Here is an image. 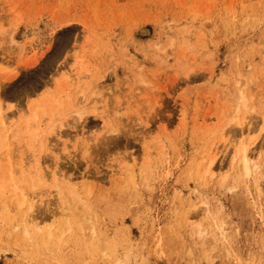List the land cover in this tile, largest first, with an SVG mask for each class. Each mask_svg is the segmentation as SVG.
<instances>
[{
  "label": "rangeland",
  "instance_id": "rangeland-1",
  "mask_svg": "<svg viewBox=\"0 0 264 264\" xmlns=\"http://www.w3.org/2000/svg\"><path fill=\"white\" fill-rule=\"evenodd\" d=\"M242 90L249 174L224 126ZM0 106L29 202L0 197V264H264V0H0ZM25 210L65 233L25 238Z\"/></svg>",
  "mask_w": 264,
  "mask_h": 264
},
{
  "label": "bare ground",
  "instance_id": "bare-ground-1",
  "mask_svg": "<svg viewBox=\"0 0 264 264\" xmlns=\"http://www.w3.org/2000/svg\"><path fill=\"white\" fill-rule=\"evenodd\" d=\"M81 67H82L81 69H83V68L87 69L83 65ZM244 92L245 91L242 90L241 93H238V94H236L234 96L233 104L231 106V111H232V116L231 117L232 118L230 117V120L227 123L225 122L224 126L226 124H227L226 127L229 125V128H230L229 130L231 131L232 127H230V123L231 124H233V123L241 124L239 129H240V136H241L242 140H241V142H239V145L237 146V151H239L238 154H237V157H238V159H239V161L241 163V167L243 169V172H245L246 174H249V173H251V170L256 166V164H254V162L252 163L251 156H250V154L248 152V149L251 146L253 137H252V135L248 136V134L250 133V130H251V126L249 125V122H247V114H245V112H248L249 101H248V99L246 97V94ZM45 106H46V104H45ZM50 106H51L50 108H53V106L51 104H50ZM42 107H44V106H42ZM57 108L60 109L59 107H57ZM60 112H61V110H60ZM34 114H36V116H37L36 112L35 113L33 112L32 115H34ZM240 114H241V116H240ZM0 117H1L0 123H2V124H4L6 122V120L9 118V115L7 113H3L2 112L1 106H0ZM34 118L35 117H33V119ZM34 121H36V120L34 119ZM60 124L64 125L63 122H61ZM51 125L52 126H50V131L53 130L54 128H56L55 127L56 123H52ZM224 129L222 130L223 131L222 134L225 131ZM210 149L212 150V148H210ZM7 152H8V150H7ZM8 155L9 154H7L6 156H8ZM207 158H208V152H205V153H203L202 159L199 162V163H201V162L203 163L206 160V163L208 165L205 166L206 167L205 172L206 171L209 172V171H211V169H213L212 166H213V163L215 161V157H212L211 159H209V162H207ZM199 163L197 164V166L199 165ZM200 168L196 167V169H198L196 171L199 172ZM16 173H17L16 168L10 167L8 169V173L7 174H4V175L0 176V197L7 191L8 187H10V186L13 187L15 189V193L13 195V199H14V201H16V203L18 205L19 211H21V209L24 208L26 205H28L29 202H28L27 196L24 193V187L23 186H21V192H18V189H19L18 187H20V186H18L19 182L15 181ZM53 175L55 177L56 182L59 183L57 173H54ZM62 191H64V196H65L67 205L69 207H71V209L73 207L76 209V211L74 213H73V209H72L71 212H72L73 220L77 223L78 227L80 228L81 235H84V237H85V235H88L89 233H91L92 237H94L96 235V227H95V225L97 226V224L94 225V223L95 222L97 223V220L95 219V216H96L95 214L97 212L95 213L94 212L95 210H92L94 208H91L90 204L87 201H85V199L83 200L80 197V194L77 192L78 190L75 189L76 194L78 193L75 196L79 195V197H76V198H75V196L72 195L73 192L69 194L66 191L65 188H63ZM66 193L69 194L70 196H72V199H68V196H67ZM32 209H33V206L31 204H29V210L31 211ZM67 212H69V211H67ZM61 213H63V212H61ZM68 219H69L68 218V213H66V211H65L62 224L65 225V223H67V224L70 225L71 222ZM93 219L96 220V221H94ZM15 222L16 223L13 224L15 226V228H20V227L23 228L22 233L25 236V238L35 239V237L39 235L42 238V240H44L45 242H49L51 240H55L53 238V236L55 234L57 235V233L58 234L60 233V234L63 235V233H65L64 232L65 230L63 231L64 226L60 230L59 229L54 230L53 228H47L46 230H44L42 228V226L39 224V222L35 219L34 215L30 214L29 211H27V210L23 211V215L21 216L20 220H17ZM85 222H87L88 224H91V231L90 232H86L88 229H86V231H85V228H86V225H87V224H85ZM71 225H73V224H71ZM71 225H70V227H71ZM68 230L67 231L70 232L69 228H68ZM62 231H63V233H62ZM68 232H67V234H68ZM56 235H55V237H56ZM62 235H60V236H62ZM126 255L128 257V252L126 253Z\"/></svg>",
  "mask_w": 264,
  "mask_h": 264
}]
</instances>
